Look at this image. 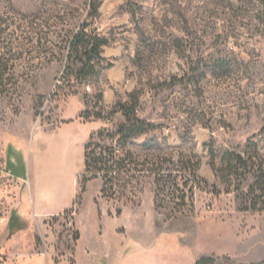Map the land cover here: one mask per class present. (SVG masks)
I'll return each instance as SVG.
<instances>
[{"label":"rangeland","instance_id":"374dc122","mask_svg":"<svg viewBox=\"0 0 264 264\" xmlns=\"http://www.w3.org/2000/svg\"><path fill=\"white\" fill-rule=\"evenodd\" d=\"M84 27L109 45L102 48L100 77L71 84L78 94L65 97L68 43ZM0 51L13 75L0 100V170L8 168L15 139L27 149L37 135L17 174L26 178L30 166L36 193L61 202L70 201L76 182L80 203L84 146L93 132L120 123L119 105L136 94L138 116L158 128L131 149L146 169L160 165L178 186L156 198L147 172L134 203L100 199L113 216L117 209L127 210L129 219L137 214L146 230V264H195L202 256L264 261V210H243L247 183L236 191L235 182L227 192L217 173L226 150L264 156V15L258 3L0 0ZM99 92L106 113L117 112L110 122L83 121L84 97L92 106ZM194 165L195 179L189 174ZM97 181L85 202L101 188ZM53 218L47 222L57 234L55 260L64 256L74 264L75 213Z\"/></svg>","mask_w":264,"mask_h":264},{"label":"trees","instance_id":"16d2710c","mask_svg":"<svg viewBox=\"0 0 264 264\" xmlns=\"http://www.w3.org/2000/svg\"><path fill=\"white\" fill-rule=\"evenodd\" d=\"M258 3L261 13L264 15V0H243ZM109 45V41L100 38L98 35L88 33L85 27L74 34L68 43V54L66 57V68L62 76V81L68 87L65 97L76 96L77 91L73 90L75 82L93 81L100 77L97 71L99 64L104 61L102 58V48ZM9 62L2 58L0 51V100L7 97L9 93L7 86L12 81L9 71ZM88 97H84L85 111L80 114L83 121L103 120L110 122L109 116L102 105L103 95L98 93L94 96L92 106L87 102ZM139 99L136 94L131 96V101L120 104L118 110L123 115V120L115 124L111 129L102 128L90 135L89 141L84 146V165L83 174L79 184L81 194L86 193L87 185L96 180H100V198L120 203L127 206L134 203L140 191L141 183L146 173L153 178L156 198L159 191L166 189L167 186H178V178L172 179L171 175H166L160 165L156 169H146L141 164L139 158L132 151L133 143L140 137L156 130L158 127L141 119L138 116ZM264 134V128L261 131ZM147 144L146 146H150ZM254 145V144H252ZM211 159H217V155L211 148ZM221 168L217 171L223 184L228 186L227 192H231L235 182L238 187L234 190L239 191L243 182L247 183L246 192L241 193L243 210L262 211L264 210V156L259 152L240 153L234 150H226L221 156ZM196 166L190 171V175L196 178ZM186 185V183H184ZM187 186V185H186ZM186 195L181 197L184 202ZM82 202V201H81ZM74 202L72 209L63 213V216L76 214ZM122 214V209L116 210V216ZM56 218H53L55 220ZM79 239L78 231L74 233L75 243ZM195 264H236L228 257L218 258L215 256H202ZM251 264H264V261Z\"/></svg>","mask_w":264,"mask_h":264},{"label":"crops","instance_id":"0c3cea01","mask_svg":"<svg viewBox=\"0 0 264 264\" xmlns=\"http://www.w3.org/2000/svg\"><path fill=\"white\" fill-rule=\"evenodd\" d=\"M63 122L59 128L65 125ZM34 138L39 136L33 135L27 149L24 142L15 139L12 143L15 151L8 157V168L0 170V264H69L64 256L55 260L57 234L47 221L72 209L79 188L75 182L70 201L61 202L50 195L36 193L34 171L30 166L26 178L17 174ZM80 161L84 165L83 156ZM95 182L98 181L87 185L86 193ZM100 190L99 186L92 200L86 202L85 193L75 214L74 226L79 239L74 246V264H134L139 256L146 264V230L141 228L137 214L129 219L124 210L120 216H113L108 203L101 201ZM152 249L162 251L164 248Z\"/></svg>","mask_w":264,"mask_h":264}]
</instances>
